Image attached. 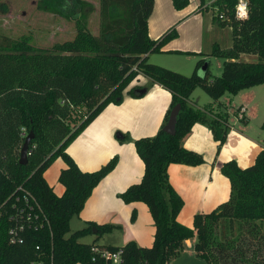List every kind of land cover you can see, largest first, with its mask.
<instances>
[{
    "label": "trees",
    "instance_id": "trees-1",
    "mask_svg": "<svg viewBox=\"0 0 264 264\" xmlns=\"http://www.w3.org/2000/svg\"><path fill=\"white\" fill-rule=\"evenodd\" d=\"M237 2L216 0L204 9L212 12L213 24L230 29L231 46L222 49L214 44L209 53L200 55L190 76L148 60L177 36L171 28L156 40L149 38L147 23L153 0H99L97 35L87 28L93 10L90 3L38 0V11L73 22L72 40L38 48L29 37L12 39L0 35V264H27L37 252L51 250L58 263L85 264L95 243L82 244L79 239L92 234L99 237L115 229L89 222L86 228L69 234L70 221L79 217L93 190L115 169L118 158L113 157L96 171L83 172L66 149L106 107L121 105L124 94L143 97V88L129 89L140 76L170 94V110L175 106L180 110L174 135L167 134L163 125L154 136L134 141L144 172L140 181L118 198L126 205H146L154 236L149 248L133 241L120 247L122 264H172L193 240L195 257L207 264H264V148L248 168L241 169L234 161L220 166L230 184L229 198L208 214H196L192 228L177 221L183 201L168 178L172 164L195 167L204 163L201 155L183 146L194 124L209 127L218 143L217 151L230 129L226 118L211 119L208 113L212 112L205 114L190 105L197 88L220 104L226 93L235 96L264 85V0H245L244 20L235 17ZM172 3L176 10H182L189 0ZM0 8L5 11L2 0ZM243 55L255 56L257 61H242ZM209 57L223 60L220 76L211 75ZM203 66L206 71L201 76ZM30 133L33 139L27 164L20 165V150ZM117 140L124 143L129 137L122 135ZM57 159L65 165L58 176L64 188L61 196L53 192L44 177ZM23 196L37 201L48 225L25 229L23 244L11 245L8 230L13 222L8 217L14 214L12 204L22 205ZM135 220L133 211L130 222Z\"/></svg>",
    "mask_w": 264,
    "mask_h": 264
},
{
    "label": "crops",
    "instance_id": "crops-1",
    "mask_svg": "<svg viewBox=\"0 0 264 264\" xmlns=\"http://www.w3.org/2000/svg\"><path fill=\"white\" fill-rule=\"evenodd\" d=\"M189 1L186 8L176 10L172 0H153V10L147 23L148 36L152 40L160 38L171 28L176 30V38L167 43L161 53L191 57L187 58L190 65L187 69L197 62L201 54L211 51L215 43L208 35L216 27L212 16L209 18L204 14L207 12L204 9L210 4L205 5V0L202 6L201 0ZM153 62L161 64L159 60ZM205 71L206 67L203 66L199 74L202 76ZM138 87L143 88V97L133 98L124 94L121 105L106 107L67 147L66 153L83 172L96 171L113 157L118 158L115 169L93 190L79 217L88 223L121 228L126 243L133 241L139 247L149 248L153 243L154 226L148 208L139 202L126 205L117 196L140 181L144 166L135 151L134 141L154 136L165 125L166 113L171 108V96L162 87L141 76L129 89ZM243 92L238 95L246 103L240 106L245 110L242 115L244 122L236 128L227 120L230 129L223 146L217 151L218 143L209 127L196 123L183 139V146L201 155L204 163L195 167L172 164L168 168L169 183L183 201L177 221L185 227L192 228L196 214H208L228 200L230 184L221 174L220 166L234 161L241 169L248 168L264 148L259 139L248 135L251 130L246 124L252 114L248 109L252 92L240 94ZM189 102L193 108L200 110ZM218 116L212 111L209 118L217 119ZM122 135H127L129 140L119 143L117 137ZM54 165H57V170L53 176H49ZM64 167L63 161L57 159L44 174L47 184L57 196L64 192L58 182L59 173ZM133 211L136 212V220L131 223Z\"/></svg>",
    "mask_w": 264,
    "mask_h": 264
},
{
    "label": "rangeland",
    "instance_id": "rangeland-1",
    "mask_svg": "<svg viewBox=\"0 0 264 264\" xmlns=\"http://www.w3.org/2000/svg\"><path fill=\"white\" fill-rule=\"evenodd\" d=\"M84 1V0H83ZM93 7L92 12L87 19V28L93 35H97L99 31V0H86ZM85 1V2H86ZM190 2V1H189ZM213 0H205V5H209ZM38 0H2L5 11L0 8V35L7 36L12 39L20 37H29L33 46L38 48H50L56 43L72 40L75 36V28L73 22L66 21L58 16L44 13L37 10ZM53 5L52 3L48 4ZM3 11V12H2ZM205 16L211 18L212 12H205ZM212 42L218 44L222 49H228L231 46V32L229 28L216 27L208 35ZM187 58L167 55L164 53L151 54L149 62L154 65L170 69L184 76H190L194 70L195 64L187 69L189 62ZM199 59V58H198ZM197 59V60H198ZM154 60H159L161 64L154 63ZM183 60V61H182ZM242 61L256 62L257 57L250 55L241 56ZM207 65L211 75L220 76L223 70V60L216 57L207 58ZM204 75V74H203ZM252 90L245 91L240 94L252 92L251 103L248 109L252 111L249 116L247 126L249 128L248 135L259 139L264 147V129L262 123L264 121V85L250 88ZM249 90V89H248ZM242 92V91H241ZM239 94V93H238ZM237 94V95H238ZM232 96L224 94L220 102L217 104L209 98L200 88H197L191 95L190 101L201 112L205 113L215 111L219 116H227L229 124L236 128L242 126L243 122L239 118V109L241 104L246 105L241 99V95ZM210 113H208V117ZM220 116V117H221ZM81 135V134H79ZM57 170V165L52 166L49 176H53ZM118 197V196H117ZM86 222L81 217H74L70 221V233L82 230L87 227ZM68 234V235H69ZM95 241V242H94ZM79 243L95 245L101 247H123L125 245L124 230L117 228L111 232H104L101 236L88 235L79 239ZM195 240L188 246L186 250L175 259L172 264H207L203 260L195 257L193 245Z\"/></svg>",
    "mask_w": 264,
    "mask_h": 264
},
{
    "label": "built area",
    "instance_id": "built-area-1",
    "mask_svg": "<svg viewBox=\"0 0 264 264\" xmlns=\"http://www.w3.org/2000/svg\"><path fill=\"white\" fill-rule=\"evenodd\" d=\"M216 1V0H213ZM235 17L238 20H244L247 18V4L245 0H238L235 7ZM244 108H240L239 118L242 119L244 114ZM19 202V198L16 199ZM23 203L12 204L14 210L13 215H8L10 222H13V226L8 230V242L11 245L23 244L25 229L43 228V225H48V220L44 214L40 211V206L37 201L30 196H23ZM38 211V212H36ZM2 216V210L0 209V217ZM39 250V247H37ZM122 249H110V247H101L98 245H92L90 248V257L85 264H122ZM27 264H84L82 261L58 263L53 255L52 250L49 253L37 252L35 258L30 260Z\"/></svg>",
    "mask_w": 264,
    "mask_h": 264
},
{
    "label": "water",
    "instance_id": "water-1",
    "mask_svg": "<svg viewBox=\"0 0 264 264\" xmlns=\"http://www.w3.org/2000/svg\"><path fill=\"white\" fill-rule=\"evenodd\" d=\"M179 106H175L170 110L168 120L166 124L164 125L163 130L169 134L174 135L175 134V127L177 123V116L179 113ZM33 139V135L30 133L26 136L25 141L22 145V148L20 150V156H19V164L20 165H26L27 164V156H28V147L29 143ZM95 233V230L93 231Z\"/></svg>",
    "mask_w": 264,
    "mask_h": 264
}]
</instances>
